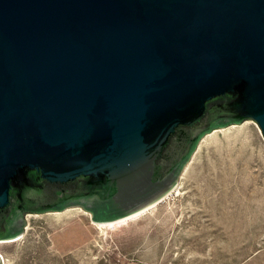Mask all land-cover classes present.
Segmentation results:
<instances>
[{"label":"water","instance_id":"95a60500","mask_svg":"<svg viewBox=\"0 0 264 264\" xmlns=\"http://www.w3.org/2000/svg\"><path fill=\"white\" fill-rule=\"evenodd\" d=\"M246 120L264 139V0H0V239L143 209Z\"/></svg>","mask_w":264,"mask_h":264},{"label":"rangeland","instance_id":"374dc122","mask_svg":"<svg viewBox=\"0 0 264 264\" xmlns=\"http://www.w3.org/2000/svg\"><path fill=\"white\" fill-rule=\"evenodd\" d=\"M144 208L113 227L80 207L27 214L22 234L0 239L2 264H264L256 123L204 134L176 184Z\"/></svg>","mask_w":264,"mask_h":264},{"label":"bare ground","instance_id":"6f19581e","mask_svg":"<svg viewBox=\"0 0 264 264\" xmlns=\"http://www.w3.org/2000/svg\"><path fill=\"white\" fill-rule=\"evenodd\" d=\"M153 205V204H152ZM144 209L145 208H143V209H140V210H138V211H135V212H133V213H131V214H129V215H127V216H124V217H122V218H119V219H117V220H113V221H109V222H104V223H101V225H105V226H112L114 223H119V222H124V220H126V218L127 217H130V216H132V215H134V216H136L135 214H139V212H141V211H144ZM131 218V217H130ZM113 227V226H112Z\"/></svg>","mask_w":264,"mask_h":264}]
</instances>
